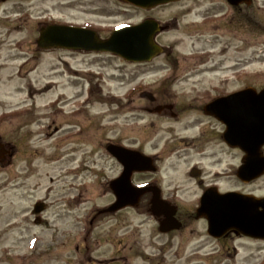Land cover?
<instances>
[{
    "label": "rangeland",
    "instance_id": "rangeland-1",
    "mask_svg": "<svg viewBox=\"0 0 264 264\" xmlns=\"http://www.w3.org/2000/svg\"><path fill=\"white\" fill-rule=\"evenodd\" d=\"M212 2L219 0H180L153 12L159 21L170 20L160 43L173 46L180 59L169 75L168 67L155 73L154 66L164 67L163 55L137 65L105 53L36 45L42 23L93 21L108 31L139 21L145 11L111 0H0V137L12 151L0 164V264H242L248 248L235 257L205 233L202 221L191 218L181 231L160 233L142 204L101 211L114 201L108 183L120 171L105 149L109 141L158 155L165 194L182 210L199 194L188 177L191 166L210 178L227 162L236 164L234 155L223 154L219 128L212 129L196 104L223 83L264 86V0L248 7L240 27L234 17L226 22L227 7ZM205 11L223 12L225 21L199 32ZM197 51H206L209 69L195 72L202 68L193 59ZM217 67L228 77L244 67L245 81L213 80L209 73ZM160 81L171 84L172 102L184 100L178 118L149 113L139 96ZM40 200L46 209L36 220L31 211ZM257 255L264 257V243Z\"/></svg>",
    "mask_w": 264,
    "mask_h": 264
},
{
    "label": "flooded vegetation",
    "instance_id": "flooded-vegetation-1",
    "mask_svg": "<svg viewBox=\"0 0 264 264\" xmlns=\"http://www.w3.org/2000/svg\"><path fill=\"white\" fill-rule=\"evenodd\" d=\"M116 1L118 3H122L124 5H127L128 7H131L133 9L145 11L149 13L148 15L144 16V18L140 19L136 22H123L124 25H135L137 22H141L145 19H150L152 22L157 24V27L159 31L155 34V41L161 45L162 52L159 55H163L166 59L163 61L164 67H156L157 70L155 73H159L160 71H166L167 67L169 70H167L168 74L171 72H174L176 70V66L180 63V59L177 57V53L174 51L173 46H165L160 43V36L162 33L169 27L168 22L170 20L166 21H159L154 18L153 12L156 11L161 6H166L170 4H174L175 2H169L164 3L160 5H156L152 8H140L136 7L134 5H131L127 2L120 1V0H111ZM255 0H252V3L250 5H247L245 2L237 3V4H231L228 2V0H219L218 3H213V6L223 5L227 7V9L230 11L228 14L229 17H227L226 22L231 23L233 17L236 18V24L240 27L241 22L243 20H246L248 17L247 9L249 6H252L254 4ZM208 11V10H206ZM202 16L201 24L197 25L200 26L198 29L202 30L199 32H204L206 30L201 29V27H207V25L211 24L213 21L220 19H224V14L218 13L217 11H214L211 14H208L206 12ZM222 16V18H221ZM225 21V20H223ZM222 21V22H223ZM42 23V22H40ZM51 23H42L39 24V29L42 28V26L48 25ZM65 24L69 26H79L84 27L87 29L92 30L99 39L105 40L107 39L112 32L117 29L121 24H115L111 26V28L108 31L102 30V25L97 24L93 21L89 22H74L73 20H70L68 22H65ZM38 29V33H39ZM103 31V32H102ZM102 33H105L104 35ZM206 51H197L195 52V59L198 62V66H201L202 68L196 69L195 72H199L200 70H206L210 67L206 66L207 59L209 58L207 54H205ZM159 55L152 58L149 62L146 63H136L137 65H148L153 62L159 57ZM169 63V64H168ZM204 65V66H202ZM217 70H213L211 73H209L210 76H212L211 79L213 80H225L228 78L235 79L236 81H245L246 75L242 76L241 71H246V69L243 67L236 72L232 77H228L226 70L223 67H217ZM215 69V68H213ZM153 72V71H152ZM231 73V72H230ZM197 74V73H194ZM170 75V74H169ZM221 75V76H220ZM225 78V79H224ZM219 84H214L212 86H218ZM227 85L225 83L218 86L217 89H215V93L213 96L209 97L207 100L203 101L202 103H199L196 106L200 107V111L202 110L203 116L205 118L211 119L213 127L212 129H215L216 127L219 128L218 130V138H219V144L223 147V154L225 155H234L235 158H232L235 160L236 164H232L231 162H227L225 164V171H219L214 170L212 172V176L204 178L203 170L198 166H191L188 171V177L190 179H194L195 183L199 186V194L195 198L193 206L190 209L182 210L178 203L175 201V197L172 193H169L168 195L165 194L164 186L161 183V180L158 176L161 169L158 162V155L153 153H145L139 146H133L129 145L127 147L138 149L142 152H144L146 155L151 156L152 162L155 165V170L153 172H135L133 173V177L137 176L139 179L136 180L135 184H147L152 185L158 188L160 198L170 202L171 204L176 206V213L175 217L177 221L180 222L181 226L180 229H185L187 226V222L192 218L197 221H202L205 225V233L215 240H218L219 242H224V247H228L234 251V256L236 257L237 254L240 253L238 249H243L245 247L248 248V252H244L242 257L240 258V262L242 264H249V256H255L256 261L253 264H264V257L259 258L257 255V252L259 250V245L264 243V237L260 236L264 233V188L262 187L261 183L264 181V142L259 143V141L256 138H250L247 140L248 143H246L243 146H233L227 142L225 139L224 134L227 132V124L225 121L221 119V117H226L228 119L232 120H242L245 122V120L250 121V125L248 128H255L258 127V124L256 121L264 116V106H261L257 104V102L253 103L252 101L255 100H249L246 99H240V98H232V99H224L220 100L223 97H227L233 93L247 90V89H253L256 91V93L262 89H264V86L257 85L256 83H246V82H239L237 87H230L226 88ZM171 88V84H165L162 81L155 83L152 85L148 90V92H151L153 96L155 97L154 100H146L147 101V107L146 110L149 113H155V114H162V113H169L172 117H179L182 110L185 109L186 106L183 103L184 100H182L181 103L182 107L180 108V104H176L175 102H172L170 99L171 96L169 95ZM171 93V92H170ZM216 99L218 100V103L211 106L210 108H207L206 105ZM178 109H177V106ZM193 103L190 102L189 106H192ZM264 105V104H263ZM243 118V119H241ZM241 130H244L243 122L241 125ZM247 128V129H248ZM228 133V132H227ZM116 143L122 144L121 140L115 141ZM195 145V143H193ZM203 154V153H201ZM116 163L120 167L121 171V162L117 157H112ZM9 159V155H6V157L0 158V164L5 165L7 164V161ZM230 160V157L224 156L223 160ZM217 163V161H216ZM119 171V174H120ZM118 174V175H119ZM159 180L157 179V177ZM206 189H210L211 198H209L208 201H201L202 194L206 191ZM216 192L219 193H227V192H235L238 194L237 197L234 198V200H224L220 201L216 197ZM222 199V198H219ZM152 192L148 191L144 195H142L140 199L139 205L142 204L144 208L147 209V212L150 214L152 212ZM200 212H203V215H198ZM223 215L224 218H226L224 221H219L218 219H222L220 216ZM150 217L155 218L152 213L150 214ZM164 217V214L160 215V217L155 218L156 220H160ZM208 218V219H207ZM212 225V227L221 234L219 237H212L207 233L208 225ZM179 229V231H181ZM172 232V231H171Z\"/></svg>",
    "mask_w": 264,
    "mask_h": 264
},
{
    "label": "water",
    "instance_id": "water-1",
    "mask_svg": "<svg viewBox=\"0 0 264 264\" xmlns=\"http://www.w3.org/2000/svg\"><path fill=\"white\" fill-rule=\"evenodd\" d=\"M132 2L141 7H152L156 4L167 2L170 0H126ZM232 3H238L245 1L247 3L250 0H229ZM156 31V25L152 21H145L139 25L133 27H123L114 31L113 35L105 40H99L95 33L72 28L62 25H51L46 28L41 29L39 38L37 40V45L40 48H75L84 50H102V51H112L115 52L127 60L132 61H145L151 59L154 55L161 51V48L153 42V35ZM237 98L249 100L253 103L264 106V90L256 93L253 89H247L243 92L241 91ZM220 102V100H219ZM218 103V100L214 103L209 104L207 108ZM223 121L227 124V132L225 134V139L227 142L233 146H243L248 139L256 138L259 143L264 142V116L256 121L258 127L248 128L250 125L249 120H232L226 117H221ZM243 119V118H241ZM243 122L244 130H241V125ZM248 128V129H247ZM108 150L111 154L117 156L124 166V170L121 176L110 182V188L116 196V200L104 211H116L125 206H136L139 202L141 195L149 191L153 192L152 205L153 213L159 215L164 214V218L159 222V230L161 232H167L171 229H176L180 226L179 222L176 221L175 207L167 202L162 201L159 198V194L154 187H135L130 182V176L133 171H146L153 170L154 167L151 165V159L141 155L139 152L130 151L131 158L126 155L125 149L118 147L113 144L108 145ZM0 150V154H1ZM128 157V158H127ZM209 192H206L202 196V200L210 198ZM217 199L220 201L224 200H234L236 197L235 193H226L219 195L216 193ZM222 198V199H219ZM44 209V204L42 202L36 203L34 205L33 213H38ZM200 212L198 215H203ZM222 219L219 221H224L223 215L220 216ZM208 231L211 235L219 236L220 234L209 224ZM264 236V235H263Z\"/></svg>",
    "mask_w": 264,
    "mask_h": 264
}]
</instances>
